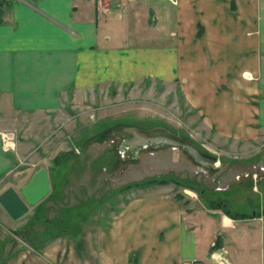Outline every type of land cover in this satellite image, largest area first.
Returning a JSON list of instances; mask_svg holds the SVG:
<instances>
[{
    "label": "crops",
    "instance_id": "obj_1",
    "mask_svg": "<svg viewBox=\"0 0 264 264\" xmlns=\"http://www.w3.org/2000/svg\"><path fill=\"white\" fill-rule=\"evenodd\" d=\"M149 79L177 85L218 138L264 147V0H0V135L17 140L4 154L0 138V194L42 167L37 148L68 103ZM164 187L122 207L88 264H264V175L236 215L186 212ZM29 247L0 264H84L88 244Z\"/></svg>",
    "mask_w": 264,
    "mask_h": 264
},
{
    "label": "rangeland",
    "instance_id": "obj_2",
    "mask_svg": "<svg viewBox=\"0 0 264 264\" xmlns=\"http://www.w3.org/2000/svg\"><path fill=\"white\" fill-rule=\"evenodd\" d=\"M65 110L47 130L48 142L37 146L36 163L48 167L52 195L17 221H1L0 212V259L31 244L37 249L50 246L47 249L57 253L85 237L88 247L82 261L88 264L93 251L103 250L101 240L124 205L161 194L127 186L164 179L165 199L178 202L186 212L195 204L200 212L219 207L236 215L246 198L252 202L254 180L264 175V147L218 138L202 126L172 83L149 79L112 86L95 100L68 103ZM155 129L189 140L215 162L203 164L177 145L131 143L136 139L131 130ZM71 257L55 261L54 255L52 263L78 264Z\"/></svg>",
    "mask_w": 264,
    "mask_h": 264
},
{
    "label": "water",
    "instance_id": "obj_3",
    "mask_svg": "<svg viewBox=\"0 0 264 264\" xmlns=\"http://www.w3.org/2000/svg\"><path fill=\"white\" fill-rule=\"evenodd\" d=\"M136 136L134 144L150 141L166 143L187 148L195 158L203 163L215 162V158L198 150L189 140L173 135L164 129L152 131L131 130ZM51 191L48 173L45 167L34 172L29 181L16 191L8 188L0 194V206L12 220H18L27 214L30 207L36 206L45 199Z\"/></svg>",
    "mask_w": 264,
    "mask_h": 264
},
{
    "label": "built area",
    "instance_id": "obj_4",
    "mask_svg": "<svg viewBox=\"0 0 264 264\" xmlns=\"http://www.w3.org/2000/svg\"><path fill=\"white\" fill-rule=\"evenodd\" d=\"M91 2H100L101 0H90ZM1 150L4 154H15L17 149V140L13 133L6 132L0 135ZM192 264H200L197 259H192ZM223 264L224 261L220 260Z\"/></svg>",
    "mask_w": 264,
    "mask_h": 264
},
{
    "label": "trees",
    "instance_id": "obj_5",
    "mask_svg": "<svg viewBox=\"0 0 264 264\" xmlns=\"http://www.w3.org/2000/svg\"><path fill=\"white\" fill-rule=\"evenodd\" d=\"M165 184H167V181L164 179H150V180L145 181V182H140V183H136V184L127 186L125 189L129 190L131 188H145V187H151V186H162ZM31 246L35 247V245H33V244H31Z\"/></svg>",
    "mask_w": 264,
    "mask_h": 264
},
{
    "label": "bare ground",
    "instance_id": "obj_6",
    "mask_svg": "<svg viewBox=\"0 0 264 264\" xmlns=\"http://www.w3.org/2000/svg\"><path fill=\"white\" fill-rule=\"evenodd\" d=\"M131 143H133V142H131Z\"/></svg>",
    "mask_w": 264,
    "mask_h": 264
}]
</instances>
